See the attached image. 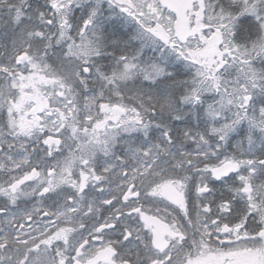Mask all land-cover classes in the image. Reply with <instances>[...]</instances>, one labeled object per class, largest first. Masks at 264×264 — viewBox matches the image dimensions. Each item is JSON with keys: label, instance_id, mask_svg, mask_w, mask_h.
<instances>
[{"label": "snow or ice", "instance_id": "6c2138e0", "mask_svg": "<svg viewBox=\"0 0 264 264\" xmlns=\"http://www.w3.org/2000/svg\"><path fill=\"white\" fill-rule=\"evenodd\" d=\"M0 264H264V0H0Z\"/></svg>", "mask_w": 264, "mask_h": 264}]
</instances>
